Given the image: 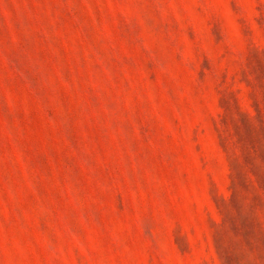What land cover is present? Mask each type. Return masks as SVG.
<instances>
[{
  "label": "rangeland",
  "instance_id": "1",
  "mask_svg": "<svg viewBox=\"0 0 264 264\" xmlns=\"http://www.w3.org/2000/svg\"><path fill=\"white\" fill-rule=\"evenodd\" d=\"M0 264H264V0H0Z\"/></svg>",
  "mask_w": 264,
  "mask_h": 264
}]
</instances>
